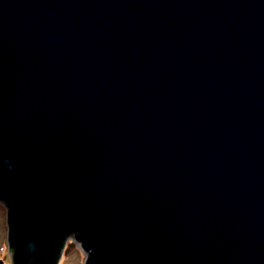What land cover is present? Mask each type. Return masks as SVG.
Masks as SVG:
<instances>
[{
	"label": "water",
	"instance_id": "obj_1",
	"mask_svg": "<svg viewBox=\"0 0 264 264\" xmlns=\"http://www.w3.org/2000/svg\"><path fill=\"white\" fill-rule=\"evenodd\" d=\"M0 203L12 264H264V0H0Z\"/></svg>",
	"mask_w": 264,
	"mask_h": 264
},
{
	"label": "rangeland",
	"instance_id": "obj_2",
	"mask_svg": "<svg viewBox=\"0 0 264 264\" xmlns=\"http://www.w3.org/2000/svg\"><path fill=\"white\" fill-rule=\"evenodd\" d=\"M73 242L72 247H69V242ZM66 243V242H65ZM79 245V244H78ZM76 242L69 237L67 240V246L64 248L65 253L62 257L60 264H85L86 253L81 250ZM7 247V223H6V209L2 203H0V253L6 251V255L4 256L3 263L9 262V254L6 249Z\"/></svg>",
	"mask_w": 264,
	"mask_h": 264
},
{
	"label": "flooded vegetation",
	"instance_id": "obj_3",
	"mask_svg": "<svg viewBox=\"0 0 264 264\" xmlns=\"http://www.w3.org/2000/svg\"><path fill=\"white\" fill-rule=\"evenodd\" d=\"M69 237H71L75 242H76V237H75V235H71V236H69ZM68 237V238H69ZM68 238H67V240H68ZM71 241V240H70ZM69 247H72V246H74L73 245V242L71 241V242H69ZM76 245H78L77 244V242H76ZM67 246V241H66V243L64 244V246H63V249H62V253H61V257H60V259H59V262H58V264H60V262H61V260H62V257H63V255H64V253H65V247ZM6 249H7V251H8V254H9V264H12V260H11V256H12V254H13V252H14V247L13 248H10V246L8 245V243H7V247H6ZM87 259V258H86ZM5 259H2V261L3 262H5L4 261ZM85 262H86V260H85ZM4 264H6V263H4ZM86 264V263H85Z\"/></svg>",
	"mask_w": 264,
	"mask_h": 264
},
{
	"label": "snow or ice",
	"instance_id": "obj_4",
	"mask_svg": "<svg viewBox=\"0 0 264 264\" xmlns=\"http://www.w3.org/2000/svg\"><path fill=\"white\" fill-rule=\"evenodd\" d=\"M5 255H6V251L3 253H0V260L4 259ZM6 264H9V262H6Z\"/></svg>",
	"mask_w": 264,
	"mask_h": 264
},
{
	"label": "bare ground",
	"instance_id": "obj_5",
	"mask_svg": "<svg viewBox=\"0 0 264 264\" xmlns=\"http://www.w3.org/2000/svg\"><path fill=\"white\" fill-rule=\"evenodd\" d=\"M2 261V260H1Z\"/></svg>",
	"mask_w": 264,
	"mask_h": 264
}]
</instances>
